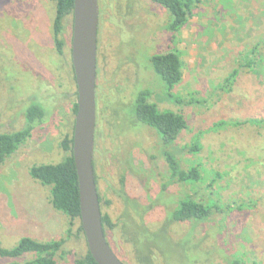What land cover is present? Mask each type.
<instances>
[{
    "label": "rangeland",
    "instance_id": "374dc122",
    "mask_svg": "<svg viewBox=\"0 0 264 264\" xmlns=\"http://www.w3.org/2000/svg\"><path fill=\"white\" fill-rule=\"evenodd\" d=\"M97 3L93 159L115 254L124 264H264V0H193L177 33L167 28V9L150 0ZM54 17V0H0V133L20 130L31 102L44 110L0 163V245L62 240L55 264H74L87 250L79 221L56 210L50 186L29 175L33 165L60 162L73 132V16L63 21L61 51ZM168 51L182 62L173 91L181 104L165 98L149 62ZM145 90L158 110L184 116L186 129L167 149L183 170H199L198 181L169 179L161 137L133 114ZM185 197L213 208L202 220L168 222Z\"/></svg>",
    "mask_w": 264,
    "mask_h": 264
},
{
    "label": "trees",
    "instance_id": "16d2710c",
    "mask_svg": "<svg viewBox=\"0 0 264 264\" xmlns=\"http://www.w3.org/2000/svg\"><path fill=\"white\" fill-rule=\"evenodd\" d=\"M55 17L53 20V34L56 48L61 51L63 40L61 33L63 30V21L68 15H72L73 0H54ZM153 3L163 6L170 14V22L167 25L169 31L177 33L187 22L189 10L193 0H150ZM150 66L153 72L159 76L165 87V98L170 102L181 104L183 100L174 94V88L181 81L182 62L176 51H168L162 54L152 55L149 58ZM250 60L246 65L249 66ZM150 93L141 91L135 97L133 104V114L136 121L152 127L164 145L163 158L166 163L169 179L171 181L185 183L187 181H198L201 178L200 172L196 167L189 170H183L175 155L167 148L173 144L178 135L186 129V120L181 113L173 111H160L155 104L149 101ZM77 110L76 103L73 106V113ZM44 110L37 102H31L24 111L23 127L13 133H0V163L10 157L16 149L25 142L30 136L32 130L42 122ZM62 149L67 155L56 164L33 165L29 168V175L42 185L50 186L52 206L66 214L71 221H79V194L78 180L74 160L72 158V135L66 136L61 142ZM198 142H195L190 148L191 151H198ZM94 177L97 189V178L94 167ZM98 193V189H97ZM99 204L101 198L98 193ZM213 207L206 206L189 197L178 201L176 207L167 213V219L170 223H180L190 220H202L208 216ZM102 214V212H101ZM102 225L106 237L105 227L109 224L107 215L102 214ZM78 232L83 236L82 227L79 224ZM107 238V237H106ZM85 240V239H84ZM108 241V239H107ZM109 242V241H108ZM86 243V242H85ZM63 241L41 242L30 237H23L17 245L11 249L3 248L0 245V257L11 259H22L28 254H34L36 257L23 263L11 264H55V253L62 246ZM87 248V246H86ZM74 264H97L92 258L88 249L84 256L76 259Z\"/></svg>",
    "mask_w": 264,
    "mask_h": 264
},
{
    "label": "water",
    "instance_id": "95a60500",
    "mask_svg": "<svg viewBox=\"0 0 264 264\" xmlns=\"http://www.w3.org/2000/svg\"><path fill=\"white\" fill-rule=\"evenodd\" d=\"M71 63L77 110L72 132L79 194L80 225L87 249L97 264H124L105 237L93 168L96 127L97 0H73Z\"/></svg>",
    "mask_w": 264,
    "mask_h": 264
}]
</instances>
